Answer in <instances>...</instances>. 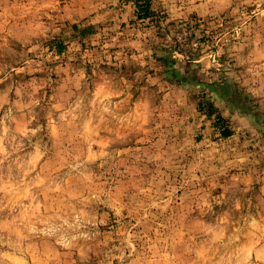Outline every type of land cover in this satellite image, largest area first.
<instances>
[{
    "label": "rangeland",
    "instance_id": "obj_1",
    "mask_svg": "<svg viewBox=\"0 0 264 264\" xmlns=\"http://www.w3.org/2000/svg\"><path fill=\"white\" fill-rule=\"evenodd\" d=\"M150 5L0 0V264H264V0Z\"/></svg>",
    "mask_w": 264,
    "mask_h": 264
},
{
    "label": "trees",
    "instance_id": "obj_2",
    "mask_svg": "<svg viewBox=\"0 0 264 264\" xmlns=\"http://www.w3.org/2000/svg\"><path fill=\"white\" fill-rule=\"evenodd\" d=\"M150 1L151 0H137V6L139 8L138 10V14L140 15V17L142 16H147L150 14ZM210 106L212 108H214L215 106L211 103ZM216 109V108H215ZM220 120H222V118H220ZM231 132L230 130H228V128H226L225 130H223V134L224 135H229Z\"/></svg>",
    "mask_w": 264,
    "mask_h": 264
}]
</instances>
